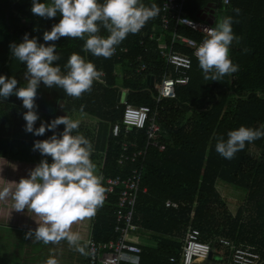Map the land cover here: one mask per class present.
<instances>
[{
  "label": "trees",
  "instance_id": "trees-1",
  "mask_svg": "<svg viewBox=\"0 0 264 264\" xmlns=\"http://www.w3.org/2000/svg\"><path fill=\"white\" fill-rule=\"evenodd\" d=\"M201 1H188V18L207 20L209 9H202ZM142 2L145 6L161 7V0ZM31 6L32 0H0V75L15 77L18 87L26 85L23 77L26 68L12 57L9 45L22 42L25 33L29 39L35 37L38 43H45L43 33L50 31L60 19L59 14L52 19L37 17L32 14ZM236 8L240 9L239 15L233 11ZM198 14L201 15L198 17ZM226 16L236 21L232 28L240 41L233 42L230 58L239 65V71L219 82L206 80L198 62L193 61L189 83L176 87L175 99L162 102L158 108L159 135L169 144L163 152L152 147L147 152L141 181L146 192L139 194L133 222L151 235L154 245L141 244L143 252L138 264H171V257L179 259L190 226L201 230L206 242L225 238L237 245L256 246L258 264H264V137L246 144L231 160L215 151L218 136L226 139L228 131L240 126H264V0H231ZM156 21L155 17L144 27L149 29ZM213 25L216 27V23ZM187 34L197 38L193 32ZM100 35L106 37L108 33L102 29ZM141 38V32L129 34L117 47L129 49V54L121 60L113 56L110 59L95 57L83 51L84 40L60 38L54 42L60 57L54 66L58 65L62 74L67 73L68 58L76 53L105 72L107 83L102 86L94 82L92 91L78 99L68 96L62 88H46L43 83L39 86L43 89L37 91V96L47 98V105H41L43 109L56 108L58 103L64 102L67 116L79 121L78 131L92 144L91 160L99 168L105 189L107 178L125 177L134 167L122 162V144L135 139L139 148L146 144L144 130H133L127 138L123 134L113 136V127L122 122L125 108L120 103V89L129 91L128 104L155 108L150 84L151 80L160 79L163 64L156 44L149 42L142 46ZM141 55L145 56L148 68L139 74L136 70L140 64L136 58ZM118 65L126 75L121 83L114 75ZM16 106L26 111L15 95L7 100L0 98L1 158L8 157L12 149L1 137L15 114L18 116L20 109ZM62 127L59 125L55 134L61 133ZM219 185L244 196V203L233 213L219 192ZM116 201V194H111L97 210L92 218V239L98 242L116 239ZM167 201L177 203L178 208L166 207ZM216 250L221 247L217 245ZM193 264H233L232 253L227 250L221 255L217 251L213 259L195 260Z\"/></svg>",
  "mask_w": 264,
  "mask_h": 264
},
{
  "label": "clouds",
  "instance_id": "clouds-1",
  "mask_svg": "<svg viewBox=\"0 0 264 264\" xmlns=\"http://www.w3.org/2000/svg\"><path fill=\"white\" fill-rule=\"evenodd\" d=\"M233 11L237 15L240 13L238 8ZM31 12L46 19L59 14L60 19L50 31L43 33L45 43H38L35 37L29 39L25 33L22 42L9 45L12 57L25 65L23 77L26 85L18 87L15 77L0 75V98L7 100L15 95L22 101L26 109L23 119L27 133L42 136L46 131H53L48 139L37 140L33 144L34 151L51 157L52 162L42 159L30 170L27 178L12 182L14 189L0 190V201L11 198L12 210L23 212L27 209L35 217L38 226L26 232L25 238H34L44 244L66 240L76 251L87 255V244H81L82 237L72 230V226L96 215L104 204L106 189L91 160L92 144L78 131V120L64 115L34 127L39 119L35 102L37 89L43 83L46 88H62L68 96L77 99L84 93H90L102 73L94 63L73 53L65 65L67 73L62 74L61 68L54 66V62L60 59L54 42L62 37L81 39L84 40L83 51L110 59L129 34L139 33L148 21L158 15L159 8L156 4L145 6L142 0H103L102 3L99 0H32ZM234 22L231 16L222 18L216 27L208 29L207 38L196 50L198 66L206 80L219 82L239 71V65L230 58L233 42L240 41L233 32ZM102 29L107 31L106 37L100 35ZM59 125L64 129L57 137L55 129ZM262 137L264 126H240L228 131L226 139L218 136L215 151L231 160L246 144ZM46 264H58V261L50 258Z\"/></svg>",
  "mask_w": 264,
  "mask_h": 264
},
{
  "label": "built area",
  "instance_id": "built-area-1",
  "mask_svg": "<svg viewBox=\"0 0 264 264\" xmlns=\"http://www.w3.org/2000/svg\"><path fill=\"white\" fill-rule=\"evenodd\" d=\"M189 0H161V7L156 16L157 21L151 28H142L140 45L153 43L162 65V74L159 80H151L155 108L150 106H135L122 102V95L128 94L127 89H120V103L125 105L122 122L114 125L113 136L119 137L123 134L125 138L133 131L144 130L146 132V144L139 148L138 142L125 141L122 144L121 160L134 165L131 172L125 176L109 177L105 180L106 198L111 194L117 196L116 201V223L114 232L116 239L98 242L91 237L86 240V263L85 264H138L139 255L142 254L141 243L134 241L136 235L142 230L133 222L137 199L140 193L146 189L141 187L144 164L149 148H155L163 152L169 143H165L160 137V125L158 122V108L162 102L175 99V88L187 85L190 81L192 63L197 61L196 50L207 38L208 29L214 28L209 19L195 21L186 16L187 3ZM218 4L226 16L227 7L231 0H213ZM224 16V17H225ZM193 32L197 38L187 33ZM190 50L189 53L183 52ZM145 53H148L146 50ZM129 54L128 47L116 48L113 57L121 60ZM140 64L137 73L141 74L147 70L145 56L136 58ZM198 62V61H197ZM114 74L121 83L126 75L122 66L118 65ZM102 73L100 81L96 83L106 85L107 76ZM118 190V192H117ZM168 208H178V204L172 201L166 202ZM219 245L221 250H216ZM232 253L233 264H258L257 247L247 243L234 244L233 242L219 238L206 242L202 238L201 230L190 226L183 240L179 259L171 257V264H193L195 260H208L211 253L218 251L223 255L226 251Z\"/></svg>",
  "mask_w": 264,
  "mask_h": 264
},
{
  "label": "crops",
  "instance_id": "crops-1",
  "mask_svg": "<svg viewBox=\"0 0 264 264\" xmlns=\"http://www.w3.org/2000/svg\"><path fill=\"white\" fill-rule=\"evenodd\" d=\"M209 18L216 23V12L212 13V10H209L207 19ZM42 89L39 87L37 91ZM35 102L38 105L36 111L39 119L34 127L38 128L41 122L50 123L52 117L67 115L64 102L58 103L56 108L46 106L44 109L41 105H47V98L43 99L41 96H37ZM15 108L20 109L18 116L15 114L10 126L5 128L7 132L5 131L4 136L1 137L8 142L12 149L8 157H0V190L4 188L14 189L12 182L18 183L21 178H27L30 170L34 169L42 159H46L49 163L52 162L51 157H44L39 151H34L33 144L34 141L48 139L53 135V131H46L42 136L27 133L23 124L25 122L23 119L24 112L21 110L23 108L17 106ZM63 129L62 127L61 133ZM61 133H57V137ZM97 171L100 175L99 168ZM12 204L11 198L0 201V264H46L50 258L56 259L58 264L86 263V255L76 251L66 240L58 244H44L34 238H25L26 232L30 229L35 230L38 226L35 217L28 213L27 209L23 212L12 210ZM91 226L92 218L73 224L72 230L78 232L82 237L81 244H85L86 240L91 237ZM138 234H141L142 238L136 236L134 241H138L142 245H154L148 232L142 230Z\"/></svg>",
  "mask_w": 264,
  "mask_h": 264
},
{
  "label": "rangeland",
  "instance_id": "rangeland-1",
  "mask_svg": "<svg viewBox=\"0 0 264 264\" xmlns=\"http://www.w3.org/2000/svg\"><path fill=\"white\" fill-rule=\"evenodd\" d=\"M196 2H199L201 0H194ZM202 9H209L212 10L214 12H216V24L222 19L224 18L225 14L222 10L219 9L218 4L215 3L212 0H202ZM65 113V111H64ZM98 169V168H97ZM98 174V171H97ZM219 192L221 193L222 197L227 200L228 204H229V208L232 211V213L237 209V207H239L240 205H242L244 203V196L240 193H238L237 191H234L232 188H229L227 186L224 185H219L218 187ZM141 234H137L136 236H139V238H142V236H140Z\"/></svg>",
  "mask_w": 264,
  "mask_h": 264
},
{
  "label": "water",
  "instance_id": "water-1",
  "mask_svg": "<svg viewBox=\"0 0 264 264\" xmlns=\"http://www.w3.org/2000/svg\"><path fill=\"white\" fill-rule=\"evenodd\" d=\"M212 13H214V11H212ZM199 15H201V14H198V17H199ZM209 22L212 25L215 23V21L213 19H209ZM121 97H122V102H123V100H126V101L128 100V94L122 95ZM209 259H213V253L210 254Z\"/></svg>",
  "mask_w": 264,
  "mask_h": 264
}]
</instances>
